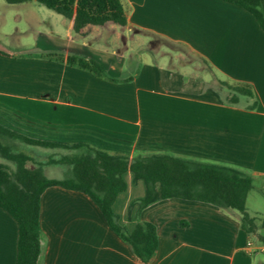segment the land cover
Returning <instances> with one entry per match:
<instances>
[{
	"label": "crops",
	"instance_id": "0c3cea01",
	"mask_svg": "<svg viewBox=\"0 0 264 264\" xmlns=\"http://www.w3.org/2000/svg\"><path fill=\"white\" fill-rule=\"evenodd\" d=\"M120 1L126 24L108 27L116 32L104 42L114 43L117 52L124 30L152 43L128 59L116 53L123 61L120 73L108 75L120 81L52 57L37 62L35 56L12 70L10 59L0 56V126L35 140L87 144L130 158L156 154L230 167L252 178L250 192L262 186L264 32L255 20L220 0ZM102 30L80 38L81 52L73 47L63 56L94 60L87 42L94 38L100 46ZM217 83L248 85L255 109L227 104L229 93L221 96ZM128 174L113 211L131 231L136 220L129 205L144 196V185ZM234 212L180 199L148 206L140 221L155 226L158 246L147 264H264L261 255L245 251L253 236ZM39 227L40 264H141L79 192L45 190ZM16 243L17 226L0 209V264H15Z\"/></svg>",
	"mask_w": 264,
	"mask_h": 264
},
{
	"label": "trees",
	"instance_id": "16d2710c",
	"mask_svg": "<svg viewBox=\"0 0 264 264\" xmlns=\"http://www.w3.org/2000/svg\"><path fill=\"white\" fill-rule=\"evenodd\" d=\"M248 13L264 32V0H220ZM8 5L36 2L71 22L76 37H87L94 28H123L126 14L120 0H4ZM0 53H2L0 51ZM58 62L86 71L109 82L120 80L109 76L96 61L83 57L50 54ZM225 102L253 110L256 102L248 85H229ZM25 147L53 152L42 162ZM0 157L8 163L0 164V209L17 226L15 264H40L42 233L39 227L40 199L51 187L79 192L96 206L109 229L121 239L141 264H147L157 251L155 226L140 221L141 212L162 200L180 199L201 202L223 210L239 213L241 228L264 244V231L256 235V218L246 213L245 204L252 188V178L230 167L175 158L166 155L136 156L111 154L87 144L64 145L40 141L0 126ZM10 165H12V170ZM45 166H63L70 169L63 179H49ZM131 173L133 182L141 181L144 196L129 205L136 224L131 231L119 222L113 205L126 189L123 176ZM181 225H183L181 223ZM264 229V215L261 220Z\"/></svg>",
	"mask_w": 264,
	"mask_h": 264
},
{
	"label": "rangeland",
	"instance_id": "374dc122",
	"mask_svg": "<svg viewBox=\"0 0 264 264\" xmlns=\"http://www.w3.org/2000/svg\"><path fill=\"white\" fill-rule=\"evenodd\" d=\"M115 32L113 28L108 27L102 30L101 40L103 41H98L100 42V46L98 47L101 48L97 47V42H95L94 38H91L93 42L92 40L87 42L89 56L98 62L106 70L107 74L109 73L112 76L120 73V65L123 64L121 63L123 61L118 59L116 53L120 51L124 55V58L128 59L132 54L131 52L133 54L136 53L140 50L141 46L147 48V46L152 45L147 39L136 38L133 33L123 30L125 38L121 39L123 43L118 46L119 50L117 49L118 51L116 52L113 49L114 43L109 41L104 42L106 39H111L110 37ZM74 36L75 34L68 21L36 2L8 5L4 0H0V51L2 52L0 56L10 59L12 70H16V68L23 69L21 64L24 63V60H31V58L33 60L35 56H37V62H39L46 57L51 58L50 54L64 55L67 49L73 47L81 52L83 50L82 39L76 38L75 42L72 43L70 38ZM56 62L58 61L56 60ZM14 67L15 69H13ZM112 67L113 70L111 69ZM16 74L18 77H21L24 73L20 74L17 72ZM215 85L213 87L219 88L221 96L228 93L225 87L218 83ZM23 151L33 153L35 159L40 162L49 157L53 152L59 154L67 153L63 150L49 151L35 147H25ZM0 164L8 165L1 157ZM10 167L12 170V165ZM43 172L49 179H63L69 175L70 169L63 166H45ZM128 177H131L130 173ZM257 187L255 186L249 193L245 209L249 216L257 219L254 232L258 236L262 234L261 220L264 215V184L258 189ZM251 241L258 243L257 237H253ZM262 257H258V259L264 262V258Z\"/></svg>",
	"mask_w": 264,
	"mask_h": 264
},
{
	"label": "built area",
	"instance_id": "2783aa9c",
	"mask_svg": "<svg viewBox=\"0 0 264 264\" xmlns=\"http://www.w3.org/2000/svg\"><path fill=\"white\" fill-rule=\"evenodd\" d=\"M245 251L248 254H259L264 257V244L254 243L249 239L245 246Z\"/></svg>",
	"mask_w": 264,
	"mask_h": 264
}]
</instances>
